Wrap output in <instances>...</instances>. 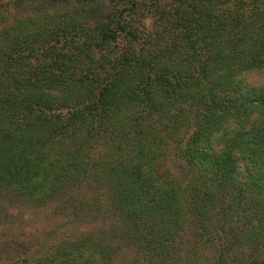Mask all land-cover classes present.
<instances>
[{
	"label": "trees",
	"instance_id": "obj_1",
	"mask_svg": "<svg viewBox=\"0 0 264 264\" xmlns=\"http://www.w3.org/2000/svg\"><path fill=\"white\" fill-rule=\"evenodd\" d=\"M8 6L0 199L109 222L26 264H264V0Z\"/></svg>",
	"mask_w": 264,
	"mask_h": 264
},
{
	"label": "rangeland",
	"instance_id": "obj_2",
	"mask_svg": "<svg viewBox=\"0 0 264 264\" xmlns=\"http://www.w3.org/2000/svg\"><path fill=\"white\" fill-rule=\"evenodd\" d=\"M0 4L9 5L6 8L10 14L15 13V0H0ZM166 166L177 173L172 161L167 160ZM74 197L84 205L91 202L93 196L82 190L76 192ZM93 215L100 216L102 211ZM84 217L83 211L64 210L57 204L40 206L0 199V264H26L47 254L49 248L58 241L75 239L90 231H107L109 222L106 224V221L101 220L89 223ZM201 253L205 254V251ZM138 261H135V253L130 249H124L114 258V264H147L142 259Z\"/></svg>",
	"mask_w": 264,
	"mask_h": 264
}]
</instances>
